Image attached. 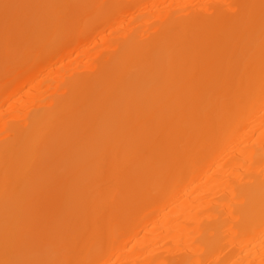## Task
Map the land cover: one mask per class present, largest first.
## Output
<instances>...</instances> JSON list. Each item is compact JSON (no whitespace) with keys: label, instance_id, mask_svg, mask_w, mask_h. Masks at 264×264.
I'll return each mask as SVG.
<instances>
[{"label":"bare ground","instance_id":"6f19581e","mask_svg":"<svg viewBox=\"0 0 264 264\" xmlns=\"http://www.w3.org/2000/svg\"><path fill=\"white\" fill-rule=\"evenodd\" d=\"M0 264H264V0H0Z\"/></svg>","mask_w":264,"mask_h":264},{"label":"snow or ice","instance_id":"6c2138e0","mask_svg":"<svg viewBox=\"0 0 264 264\" xmlns=\"http://www.w3.org/2000/svg\"><path fill=\"white\" fill-rule=\"evenodd\" d=\"M4 7H5V8H8V7H9V5H4Z\"/></svg>","mask_w":264,"mask_h":264}]
</instances>
